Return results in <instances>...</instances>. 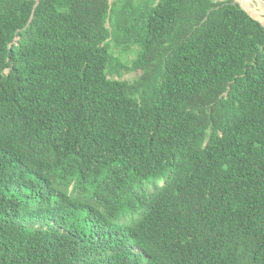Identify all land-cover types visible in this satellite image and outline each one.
<instances>
[{
  "label": "trees",
  "instance_id": "16d2710c",
  "mask_svg": "<svg viewBox=\"0 0 264 264\" xmlns=\"http://www.w3.org/2000/svg\"><path fill=\"white\" fill-rule=\"evenodd\" d=\"M0 264H264V26L0 0Z\"/></svg>",
  "mask_w": 264,
  "mask_h": 264
},
{
  "label": "rangeland",
  "instance_id": "374dc122",
  "mask_svg": "<svg viewBox=\"0 0 264 264\" xmlns=\"http://www.w3.org/2000/svg\"><path fill=\"white\" fill-rule=\"evenodd\" d=\"M109 1L113 2L114 0H109ZM136 1L140 2V1H144V0H136ZM214 1L217 2V1H227V0H214ZM233 1H235L238 4L240 3L238 0H233ZM240 1L244 2L247 5L248 9L255 16H257L262 21V23L264 24V7L262 5H258L259 2L258 3L255 2L257 0H253L254 3L251 1H249V3L245 2L244 0H240ZM259 1H262L264 3V0H259ZM240 4L243 7L242 3H240ZM115 56H116V60H115L116 63H125V62L129 63L131 61V59L134 58L133 54H124L121 52H117V55H115ZM139 76H140V72H130V73L124 74L123 79L124 80H134V79H137Z\"/></svg>",
  "mask_w": 264,
  "mask_h": 264
},
{
  "label": "water",
  "instance_id": "95a60500",
  "mask_svg": "<svg viewBox=\"0 0 264 264\" xmlns=\"http://www.w3.org/2000/svg\"><path fill=\"white\" fill-rule=\"evenodd\" d=\"M38 1H40V0H38ZM112 3V2H111ZM240 4V3H239ZM241 5V4H240ZM242 7V6H241ZM253 19H255V20H257V21H259L263 26H264V24L262 23V21L260 20V19H258V18H256V17H254L252 14H250L244 7H242Z\"/></svg>",
  "mask_w": 264,
  "mask_h": 264
},
{
  "label": "bare ground",
  "instance_id": "6f19581e",
  "mask_svg": "<svg viewBox=\"0 0 264 264\" xmlns=\"http://www.w3.org/2000/svg\"><path fill=\"white\" fill-rule=\"evenodd\" d=\"M240 1V0H239ZM245 2H247V3H249V1L250 0H244ZM247 9H248V7H247V5L244 3V2H242V1H240ZM264 7V6H263ZM248 11L250 12V14H252L254 17H256V18H258L257 16H255L249 9H248ZM259 19V18H258Z\"/></svg>",
  "mask_w": 264,
  "mask_h": 264
}]
</instances>
